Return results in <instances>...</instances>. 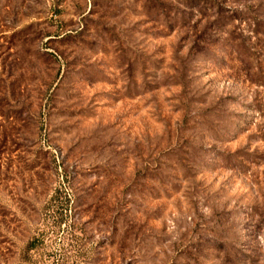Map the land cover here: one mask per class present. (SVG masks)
<instances>
[{
  "label": "rangeland",
  "instance_id": "rangeland-1",
  "mask_svg": "<svg viewBox=\"0 0 264 264\" xmlns=\"http://www.w3.org/2000/svg\"><path fill=\"white\" fill-rule=\"evenodd\" d=\"M0 264H264V0H0Z\"/></svg>",
  "mask_w": 264,
  "mask_h": 264
}]
</instances>
